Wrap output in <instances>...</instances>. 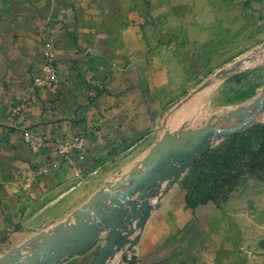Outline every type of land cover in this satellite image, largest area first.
<instances>
[{"label":"crops","instance_id":"0c3cea01","mask_svg":"<svg viewBox=\"0 0 264 264\" xmlns=\"http://www.w3.org/2000/svg\"><path fill=\"white\" fill-rule=\"evenodd\" d=\"M150 1L148 7L146 0H0V258L74 221L107 183L142 169L164 137L201 131L186 122L184 107L163 113L161 93H176L183 78L203 68L194 47L212 34L235 37L264 10L253 0ZM47 39L57 45L60 81L39 88L33 80ZM202 92L185 108L193 111ZM25 129L47 139L42 150L25 142ZM76 135L84 138V157L63 160L57 141ZM186 174L171 187V178L159 182L148 218L130 226L129 238L138 236V243L114 251L106 264H264L253 254L264 235L262 216L230 215L212 199L193 201ZM101 229L95 242L53 264H91L110 232Z\"/></svg>","mask_w":264,"mask_h":264},{"label":"rangeland","instance_id":"374dc122","mask_svg":"<svg viewBox=\"0 0 264 264\" xmlns=\"http://www.w3.org/2000/svg\"><path fill=\"white\" fill-rule=\"evenodd\" d=\"M230 1L243 5L252 2ZM253 1L259 2L255 4L258 8L261 4L264 6V0ZM146 3L148 7L151 5L150 0H146ZM257 15L258 22L243 27L241 33L235 37L221 33L212 34L208 43L194 47L198 54H203V68L199 64L200 68H195L193 77L189 76L187 81L183 78V87L176 93L168 91L161 94L165 103L163 113L176 105H179L178 109L184 107L190 114L186 122L202 130L208 127H234L247 118H253L251 123L233 134H212L208 149H202L197 158L187 166L185 180L191 182V191L198 199H212L230 215H259L264 219V100L261 106L258 104L264 89V10ZM47 41L53 43L57 58V45L51 39L44 41L42 55ZM179 47L177 45L174 49ZM248 56L251 58L246 59ZM166 59L163 58L165 67H170L172 61ZM238 60H243L239 71L225 77H216L221 70ZM43 63L44 56L42 66ZM37 75L33 80L35 87H50L37 86ZM208 80L211 82L203 89V96L197 107L193 111L192 107L185 108L191 103V99H195L197 92L194 93V90ZM59 81L60 68L56 84ZM190 95L192 98H189ZM34 134L42 138L40 140L44 145L38 149L42 150L47 139L39 132L25 129L24 140L35 150L28 141L30 137L32 141ZM59 141L61 140L57 143ZM261 222L263 221L259 219L258 227H264ZM252 237L253 235L250 238L253 239ZM255 243L253 254L258 253L264 260V235L257 236Z\"/></svg>","mask_w":264,"mask_h":264},{"label":"water","instance_id":"95a60500","mask_svg":"<svg viewBox=\"0 0 264 264\" xmlns=\"http://www.w3.org/2000/svg\"><path fill=\"white\" fill-rule=\"evenodd\" d=\"M242 63L243 60H238L221 70L216 77H225L239 71ZM210 82L211 80L204 82L194 90V93L207 87ZM263 100L264 89L258 99L260 106ZM252 119L247 118L234 127H208L199 132L186 131L179 138L164 137L149 155L142 169L131 170L125 178L114 184L107 183V190L98 191L74 213V221L68 218L55 228L35 235L2 256L0 264H53L95 242L103 225L105 229L110 230L107 242L91 264H106L114 251L126 245L132 248L138 243V236L129 238L130 226L138 220L137 226L141 227L148 218L152 208L150 199L158 194L159 182L171 178L168 186H173L202 149H208L209 137L212 134L225 136L233 134L251 123ZM126 182L131 184L125 190L112 195L113 191ZM137 192V198L132 200L131 197ZM107 200H111L110 205H107ZM93 216L97 218L92 220ZM28 246H31V249L27 255L22 256V250Z\"/></svg>","mask_w":264,"mask_h":264},{"label":"built area","instance_id":"2783aa9c","mask_svg":"<svg viewBox=\"0 0 264 264\" xmlns=\"http://www.w3.org/2000/svg\"><path fill=\"white\" fill-rule=\"evenodd\" d=\"M43 56L44 63L39 74L35 78V82L37 86L47 87L56 84L59 80V66L56 58V50L51 41H47ZM34 135L32 141L31 137L28 138V141L35 150H38L43 147L44 142L40 140L41 137L39 135ZM57 150L64 160L70 161L74 154L82 157L85 153L84 138L80 135H76L70 139L61 140L57 143Z\"/></svg>","mask_w":264,"mask_h":264},{"label":"trees","instance_id":"16d2710c","mask_svg":"<svg viewBox=\"0 0 264 264\" xmlns=\"http://www.w3.org/2000/svg\"><path fill=\"white\" fill-rule=\"evenodd\" d=\"M187 178V177H186ZM187 180V179H186ZM185 179H184V181H185V186H186V188L189 190V194H190V197H192V200L193 201H203V200H200V199H198L193 193H192V191H191V182H188V181H186ZM208 200V199H207Z\"/></svg>","mask_w":264,"mask_h":264}]
</instances>
